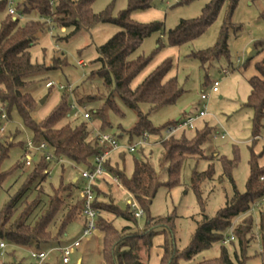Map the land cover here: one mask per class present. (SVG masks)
<instances>
[{
    "label": "rangeland",
    "instance_id": "rangeland-1",
    "mask_svg": "<svg viewBox=\"0 0 264 264\" xmlns=\"http://www.w3.org/2000/svg\"><path fill=\"white\" fill-rule=\"evenodd\" d=\"M6 1L4 10L0 11V29L1 23L9 17V9L17 10L18 14L22 16V19H19L20 25L29 21H45L36 11L27 15L20 13L19 7L27 0H0V4ZM209 1L194 0L187 3L186 0H154L152 9L133 16L136 21L141 23L162 22L164 32L161 40L162 50L146 71L135 80L132 87H136L143 80L142 78L146 77L145 74L148 75L158 65L170 58L174 64L170 76L177 77L184 91L176 104L150 114L152 125L160 128L170 122H177L178 119H183L186 115H196L205 108L206 116L197 121L195 129H188L177 138L185 135L192 139L197 131H201L205 126H209L212 133L210 141L204 146L208 159H200L201 161L198 163L196 162L197 157H190L183 168L180 186L172 190L166 187L161 188L150 208L151 216L155 218H163L172 214L177 216L174 237L180 252H184L189 247L196 232L197 223L202 220V209L191 184L193 171L205 172L210 166H213L214 179L203 185L205 213L213 218L225 207L226 201L231 199L234 194L232 184L226 177H223V161L238 159L232 175L238 191L245 193L250 176L249 161L252 150L257 155L264 151V123L261 135L257 143L254 144V111L247 106L252 90L249 80L257 75V64L264 62V50L256 47V43L264 41V0H238V5L231 16L227 5H225L214 24L198 39L181 47L173 48L168 45L167 34L175 29L182 20L199 18ZM56 4L57 2H55ZM108 8H112L113 16L117 17L120 12L128 8V0H95L92 5L95 14H100ZM228 18L233 25L228 31L229 58L221 57L205 65L194 59L193 54L206 51L217 44ZM238 28L240 29L237 30ZM72 31V29L59 28L49 19L39 42L31 50L34 63L53 70L39 76L33 83V90H36L34 96L37 100H42L50 93L44 105H41L39 101V109L34 114V119L38 122L42 121L54 108V105L58 101L60 102L61 96L65 92L60 89L59 85L51 90L47 89L46 82L61 84L74 93L75 97L71 103L76 105V109H71L70 116L59 127L68 123L73 127L85 124L89 130L92 129L90 131L91 138L96 140L94 131H102V121L95 118V113L105 102L100 101L94 104L90 102L80 105L78 99L83 96H91L96 99L104 98L105 101L108 98L102 83L90 80L89 76L100 68V65L95 61L98 58V49L114 37L120 29L114 24H100L91 31H82L71 36ZM160 38V33H155L147 38L137 51L136 56H150L157 49V42ZM80 61L84 62V66L79 64ZM66 62L67 66L62 68ZM215 82L220 84L219 92L211 94L206 103L202 102L201 96L208 95ZM75 92L80 95L76 96ZM115 103L120 113L110 108L107 110L106 117L110 125L103 131L116 136L121 146L136 144L138 138H131L127 134L137 123L136 114L128 109L121 100L116 99ZM188 109H191L189 114L187 113ZM143 110L148 113V108L144 107ZM88 112L93 114V118L89 122L83 118L84 113ZM223 134L227 135L226 139H222ZM162 135L164 134L162 133ZM32 138L33 134L23 125L16 112H13L12 119H7L5 126L2 124L0 128V146L9 147L10 144H16L1 162L0 170L6 172L16 165L19 166L18 171L10 176L0 188V213L12 197L26 190L17 206L15 218L25 213L27 208L35 207L28 220V223L33 225L46 213L56 192L62 189L63 192L60 193V196H62L64 204L50 225L49 231L53 237L57 236L65 216L79 204L76 208L77 218L67 227L66 234L60 237L61 242L72 243L79 238L84 227V218L79 217L84 188L81 173L84 168L74 167L65 160H61V163L55 157L52 162L46 163L41 154L32 155V165L27 167L24 160V149L28 140ZM157 140V135H151L148 142L150 145L139 148L134 154L125 151L115 152L108 159L110 167H119L128 178H131L136 161L148 160L161 175L162 181L167 182L168 175L162 172L159 163L162 147L154 145ZM260 164L264 166V157L260 160ZM34 170L38 172L39 177L29 183L28 178ZM45 170L49 173H45ZM113 177L106 168L105 177L101 178L97 184L101 192L99 202H115L121 210L125 211L129 204L134 202V199L120 187L119 183L114 181L115 177ZM75 179L78 182H75ZM259 210L256 209L248 214L253 216L254 226L252 243L248 251L250 259L247 264H263L259 241ZM102 215L109 221H113L119 230L129 225L128 222L122 218H116L114 215L105 212ZM248 215L235 218L232 226L226 231L225 238L231 237L234 229ZM146 222L147 215L138 219L139 228L143 229ZM164 241V236L154 239L148 264H159L163 254L160 246L164 244ZM42 246V248L45 247V245ZM223 247L227 248L231 254L234 253V248L237 250L233 244L225 246L221 241L215 244L212 249L199 254L193 261H183L182 264H196L203 260L218 258ZM5 252L6 255L3 258L0 256V263L9 262L13 258L10 253L13 252L18 261H29V249L8 246ZM52 264L63 263L61 259L59 261L53 259ZM70 264H104L102 233L97 231L90 239L83 240L81 247L71 256Z\"/></svg>",
    "mask_w": 264,
    "mask_h": 264
},
{
    "label": "trees",
    "instance_id": "trees-1",
    "mask_svg": "<svg viewBox=\"0 0 264 264\" xmlns=\"http://www.w3.org/2000/svg\"><path fill=\"white\" fill-rule=\"evenodd\" d=\"M94 1L27 0L19 7L20 13L27 15L36 11L45 21H29L20 25L19 19H14L9 15L1 23L0 29V105L4 106L7 119L11 120L13 112H16L23 125L33 134L32 140L35 143L46 142L51 147L56 160L61 163V160L68 161L72 166L83 167L84 170L93 169L91 160L100 153L98 141L91 138L90 131L92 129L89 130L85 124L73 127L70 123L59 127L70 116L74 93L64 92L58 105L42 121L38 122L34 119L41 99L37 100L34 96L36 90H33V83L39 76L53 70L34 63L31 49L39 42L49 19L59 28L72 29L71 36L82 31H91L100 24H114L120 29L114 37L98 49V58L95 61L100 65V68L89 76L90 80L102 83L108 98L105 101L104 98L96 99L91 96H83L78 99L80 105L90 102L92 104L100 101L105 102L95 113V118L102 121L101 132H105L103 129L110 125L106 117L107 110L110 108L120 113L115 103L116 99H119L137 116V123L131 131L127 132L131 138H140L146 133L162 136L164 130L176 122L156 128L150 121V114L176 104L184 92L177 77L168 79L174 67L173 60L170 58L152 70L136 87H132L135 80L146 71L163 48L161 40L164 24L162 22L141 23L133 18L137 13L152 9L154 0H128V8L120 12L117 17L113 16L112 8L95 14L92 9ZM192 1L194 0H186L187 3ZM55 2H57L56 5ZM6 3L7 1L0 4V11L4 10ZM54 5L55 11L53 10ZM225 5H227L231 16L238 5V0H210L203 8L199 18L182 20L175 29L167 34L168 45L176 48L198 39L214 24ZM231 27L233 25L228 18L217 44L206 51L193 54L192 57L204 65L221 57L229 58L228 31ZM155 33L161 34V38L157 42V49L150 56H136L143 42ZM256 47L263 51L264 41L256 43ZM65 66H67V62L63 64L62 68ZM256 72L257 75L249 80L252 90L247 101V106L254 111V144L257 143L261 135L264 123V62L257 64ZM75 93L76 96L80 95ZM144 107L148 108V113L144 112ZM1 115L0 111V119ZM2 124L3 122L0 121V128ZM211 134V128L205 126L201 131H197L192 139L185 135L180 138L176 136L159 145L162 147L159 160L160 169L167 173V182L162 181L161 175L148 160L136 161L131 178H128L119 167L113 168L110 167V163H106L109 173L132 196L143 210L144 215H147V222L145 227L140 229L138 218L130 205L127 210L123 211L115 202H99L101 192L95 186L94 207L99 212L97 230L103 235L104 264H148L153 241L158 236L165 238L164 244L160 246L163 254L159 264L191 262L199 254L212 249L215 244L223 241L226 231L232 226L235 218L246 216L254 211V205L264 197V166L260 164V160L264 157V151L257 155L252 150L249 161L250 176L245 193L238 191L232 175L238 159L223 161V177H226L232 184L234 194L231 199H227L225 207L213 218L206 215L203 199V185L214 179L213 166H210L205 172L193 171L191 184L202 209V220L197 223L192 241L184 252L177 249L174 237L177 216L175 214L163 218L151 216L150 208L160 189L166 187L172 190L180 186L182 171L188 159L197 157L196 162L198 163L208 159L204 146L210 141ZM15 145L0 146V164ZM18 169L19 166L16 165L6 172L0 170V188ZM37 173L34 170L28 178L29 183L39 177ZM61 192H63L62 189L56 192L46 213L33 225L28 223V220L35 207L30 208L31 210L27 208L25 213L15 218L17 206L26 190L12 197L0 213V241H5L14 248L25 249L32 247L42 249V245L47 248L60 242V237L66 234L67 227L77 218L76 208L79 205L77 204L68 212L60 225L57 236L53 237L49 227L64 204L62 196H60ZM103 212L114 215L116 218H122L129 225L119 230L113 221H109L102 215ZM258 212L260 213L259 241L264 264V210L261 208ZM253 226V216L248 215L234 229L233 235L236 240L231 244L236 246L237 250L233 247V254L223 247L220 257L203 260L196 264H247L250 259L248 251L252 243ZM235 242L236 244H234ZM10 255L13 258L4 264H28L27 261H18L14 252Z\"/></svg>",
    "mask_w": 264,
    "mask_h": 264
},
{
    "label": "built area",
    "instance_id": "built-area-1",
    "mask_svg": "<svg viewBox=\"0 0 264 264\" xmlns=\"http://www.w3.org/2000/svg\"><path fill=\"white\" fill-rule=\"evenodd\" d=\"M9 15L16 19H22V16L18 14L17 10L9 9ZM80 65L84 66V62L80 61ZM59 85L60 89L71 93V89L61 85L56 84L54 82H48L46 84L47 89H52L55 86ZM219 82H215L211 88V91L208 95L203 94L201 96L202 102L206 103L210 98L211 94H216L219 92ZM205 107L207 105L205 104ZM71 109H76V105L72 104ZM205 108L202 109L196 115H186L185 118L178 120L175 124L170 125L163 132L164 135L158 136V140L154 143L155 146H159L165 140H168L172 137H176L180 134H183L188 129H195L196 123L198 120L203 119L206 116ZM0 111L2 113L0 121L3 122L5 126L7 122V114L5 112L4 106L0 105ZM190 113V112H189ZM188 113V114H189ZM93 114L91 112L84 113L83 118L85 121H91ZM2 130V129H1ZM150 134L146 133L140 138H138V142L136 144H129L127 146H121L119 144L118 138L114 135L101 132L94 131V138L98 141L100 147V153L96 155L92 160L91 164L93 166L92 170H83L81 173V177L84 181V188L82 190V207L80 210L81 218H84V227L82 233L79 238L73 241L72 243H64L57 242L50 245L47 248H28L30 250V256L28 264H52V260L56 259L59 261L61 259L63 264H70L71 256L75 253V251L81 247V243L83 240L90 239L97 230V220L99 216V212L95 209L94 204L96 201V191L95 186H97L99 180L105 177L106 174V163L108 162L109 157L115 152L125 151L130 154H134L138 151L139 148L150 145L149 139ZM222 139H226L227 135L223 134ZM41 154L43 159L48 162H52L54 160V155L52 153L51 147L46 142H38L35 143L32 139H29L25 149H24V160L25 165L30 167L32 165L31 159L32 155ZM45 173H49L45 170ZM130 207L132 211L135 213V216L140 219L144 216L143 210L139 207V205L134 201L131 202ZM264 207V197L254 205L253 210L261 209ZM236 240L235 236L232 235L229 238H225L223 240V244L229 245ZM8 244L5 241H0V256L3 258L6 255V249L8 248ZM4 264V263H0Z\"/></svg>",
    "mask_w": 264,
    "mask_h": 264
},
{
    "label": "crops",
    "instance_id": "crops-1",
    "mask_svg": "<svg viewBox=\"0 0 264 264\" xmlns=\"http://www.w3.org/2000/svg\"><path fill=\"white\" fill-rule=\"evenodd\" d=\"M31 50H32V49H31ZM145 75L147 76V74H145ZM144 77H145V76H144ZM144 77H143L142 79H144ZM169 77L172 78V76H169ZM48 82H51V81H48ZM48 82H46V83H48ZM138 84H139V83H138ZM45 86H46V85H45ZM58 103H59V101L57 102L56 105H54V108L58 105ZM54 108H53V109H54ZM53 109H52V110H53ZM52 110H51V111H52ZM51 111H50V112H51ZM113 178H114V177H113ZM76 181H77V179H75V182H76ZM114 181H115L116 183H119V182L117 181L116 178H114ZM119 185H120V187H121L123 190H125V189L122 187V185H121L120 183H119ZM125 191H126V190H125ZM126 192H127V191H126ZM127 193H128V192H127ZM128 194H129V193H128ZM129 195H130V194H129ZM130 196H131V195H130ZM131 197H132V196H131ZM160 259H161V258H160ZM159 262H160V261H159Z\"/></svg>",
    "mask_w": 264,
    "mask_h": 264
},
{
    "label": "water",
    "instance_id": "water-1",
    "mask_svg": "<svg viewBox=\"0 0 264 264\" xmlns=\"http://www.w3.org/2000/svg\"><path fill=\"white\" fill-rule=\"evenodd\" d=\"M48 97H49L48 95H47V96H45V97H44V98H43V99L40 101V104H41V105H44V104H45V102L47 101ZM190 110H191V109H188V110H187V113H189V112H190ZM178 120H179V119H178Z\"/></svg>",
    "mask_w": 264,
    "mask_h": 264
}]
</instances>
